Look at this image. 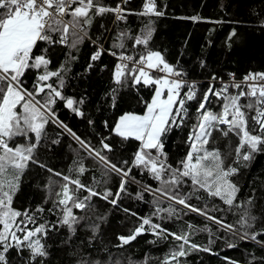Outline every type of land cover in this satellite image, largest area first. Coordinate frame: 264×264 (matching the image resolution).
I'll list each match as a JSON object with an SVG mask.
<instances>
[{
	"label": "snow or ice",
	"instance_id": "6c2138e0",
	"mask_svg": "<svg viewBox=\"0 0 264 264\" xmlns=\"http://www.w3.org/2000/svg\"><path fill=\"white\" fill-rule=\"evenodd\" d=\"M128 2L122 0L111 7L104 0H0V264H11L9 257L13 252L18 257V264H45L50 255L46 241L57 225L43 217L44 207L26 208L23 211L13 207L29 164L45 169L62 181L50 180L46 184L45 203L51 201L53 207L48 209L50 213L57 208L61 210L59 224L66 226L72 233L80 219L74 215L73 209L89 208L92 197L117 205L121 194L127 193L126 185L137 182L130 175L135 167L146 171L159 182L155 189L150 185L145 186V191L159 194L188 211L203 215L220 228L235 234L234 225L226 224L222 219L210 216L204 209L189 203L194 196L200 198L196 193L201 190L211 197L219 198L228 206V211L235 209L239 212L237 223L243 230L240 239L255 241L264 247V227L259 231H249L255 228L258 220L253 214V198L240 201V188L231 179L239 173V167L227 164L219 148L209 147L210 143H215L213 133L219 132L224 137L232 134L238 138L239 143L234 148L236 164L249 162L256 153L264 152V72H249L240 81H236L232 73L229 74L230 82H223L222 78L213 75L211 81L219 82L220 87L216 88V84L210 82L201 92L195 82L187 79L183 69L170 64L161 52L148 47L154 32L153 22L149 20L141 30V35L132 36L122 31L116 38L119 42L114 44V47L126 50L125 41L132 40L133 48L140 46L143 51L135 55L126 54V51L119 53V62L112 73L116 85L111 93L113 106L116 94L122 88L147 87L153 92L150 101H142L143 114L125 113L119 117L112 130L125 141L134 138L139 142L131 165L127 160L122 161L120 166L113 163L102 154L105 150L112 151L110 144L102 139L101 148L97 150L56 118L52 106L57 99L64 101L68 109L81 117L84 113L79 105L84 101L63 95L67 68L61 64L51 69L48 48H40L39 44H59L75 49L84 39H90L88 30L94 21L108 14H112L117 22L126 21L128 15H164L162 9L158 10L157 0H145L140 12H131L127 8ZM190 19L198 21L201 18ZM234 36L236 32L233 30L226 43ZM102 53L103 48L98 47L91 61L100 59ZM111 55L117 56V52L113 51ZM70 58L75 59V56ZM88 67L91 69L92 64ZM30 70L38 73L31 90L24 86L23 80ZM54 78L55 83H50ZM193 101L196 102V118L186 141L189 150L177 162V166H173L168 163V155L164 150L165 138L174 127L179 128L185 124L189 116V102ZM214 102L219 104V111L212 109ZM50 122L64 129L90 157L102 164L107 178L112 174L119 176L120 183L115 193L109 188L98 192L82 183L79 177L88 171L83 163L74 162L77 167L69 169V172L76 173V178H73L55 172L40 162L37 149L42 141L47 140L46 127ZM18 138H23L25 142L17 143ZM244 166L247 167V163ZM107 182L108 179H105L104 183ZM189 182L190 190L182 192L181 189L188 186ZM81 191L88 194L80 197L78 194ZM137 198L143 199V195L138 194ZM161 212L167 213V217L162 216L161 219L178 216L177 209L171 205L166 209L158 207L153 215ZM140 221L130 235L118 237L121 243L117 247L128 245L145 231H150L157 239L166 240L171 236L177 242L162 264H180V258L193 250L210 251L191 243L192 225H188L189 231L177 233L170 232L160 223H154L151 218L141 217ZM201 230L211 233L207 226ZM258 237L262 239L258 240ZM229 247L235 245L230 244ZM255 260L256 257H253L249 264ZM82 264L88 262L83 261ZM92 264H100V261H93ZM114 264L121 262L116 260ZM229 264L238 262L230 261ZM261 264H264V258H261Z\"/></svg>",
	"mask_w": 264,
	"mask_h": 264
},
{
	"label": "trees",
	"instance_id": "16d2710c",
	"mask_svg": "<svg viewBox=\"0 0 264 264\" xmlns=\"http://www.w3.org/2000/svg\"><path fill=\"white\" fill-rule=\"evenodd\" d=\"M121 2L122 0H104V3L111 7ZM144 3L145 0H129L127 8L131 12H140ZM157 7L158 10L164 11L163 16L128 15L124 22L115 21L112 14L97 18L88 30L90 39H84L75 49L59 44H39L40 48H48L51 69L54 70L61 64H65L67 68L63 95L84 101L79 105L84 113L81 117L68 109L64 101L57 99L56 104L52 106L56 118L97 150L101 148L102 139L110 144L112 151L105 150L102 154L118 166L125 160L131 165L139 142L134 138L125 141L112 130L119 117L125 113L143 114L142 101H150L153 95L152 90L147 87L122 88L116 94L113 106L111 93L116 85L113 83L112 73L119 62V53L126 51V54L135 55L143 51L140 46L134 49L132 40L125 41L126 50L114 47V44L119 42L116 38L122 31H127L132 36L141 35V30L151 20L154 32L148 47L161 52L170 64L183 69L187 73V79L195 82L201 92L210 82L215 83L216 88L220 87L219 82L211 81L213 75L222 78L223 82H230L229 74L232 73L235 74L236 81H240L249 72H264V0H157ZM191 17L201 19L194 21ZM233 30L236 36L226 43ZM98 47L103 48V53L100 59L91 61L90 58ZM113 51L117 52V56L111 55ZM70 56H75V59ZM90 63L91 69L88 67ZM37 75L34 70L26 72L23 78L24 86L31 90ZM49 82L55 83V78ZM189 104V116L185 124L179 128L174 127L165 138L164 150L168 155V163L173 166H177V162L183 159L189 150L186 141L195 123L196 102ZM212 109L219 111V104L214 102ZM46 131L47 140L42 141L37 149L40 162L55 172L73 178H76V173L69 172V169L77 167L74 162L83 163L88 171L79 177L82 183L98 192H103L105 188L111 189L113 193L117 191L119 176L112 174L107 178L103 165L90 157L78 141L64 129L50 122ZM213 136L215 143H210L209 147L219 148L226 158V163L240 169L231 179L240 188V201L253 198V214L258 220L255 228L249 231H259L264 227V152L256 153L249 162L241 161L236 164L234 148L239 143L238 138L232 134L224 137L219 132H214ZM24 142L23 138L17 140V143ZM245 163L247 167L244 166ZM130 175L137 182H129L126 185L127 193L121 194L117 205L114 206L99 197H92L89 208L73 209L74 215L80 219L79 223L74 225L76 230L72 233L66 226L59 224L61 210L57 208L50 213L48 209L53 205L51 201L45 203L46 184L50 180L62 181L45 169L29 164L22 177L20 190L14 198L13 207L23 211L26 208L43 206V217L57 225L46 241L50 255L45 264H82L83 261L92 264L97 260L100 264H114L116 260L121 264H129L130 261L131 264H162L177 244L171 236L166 240L157 239L150 231H145L130 244L117 247L121 243L118 237L130 235L140 224L141 217L151 218L154 223H160L170 232L189 231L188 225H192L191 243L210 251L193 250L180 258V264H229L230 261L249 264L253 257H256L253 264H261L264 247L255 241L240 239L243 230L237 223L239 212L235 209L228 211V206L219 198L211 197L201 190L196 193L200 198L194 196L189 203L204 209L210 216L222 219L226 224L234 225L235 234L220 228L203 215L188 211L182 205L174 204L159 194L153 195L152 192L145 191V186L150 185L153 189L159 186V182L146 171L133 167ZM105 179H108L106 184ZM189 190L190 182L181 189L182 192ZM87 194L81 191L78 195L83 197ZM138 194H142L143 199H138ZM170 205L177 209L178 216L161 219L162 216L167 217L166 212L153 215L158 207L166 209ZM206 226L211 229V233L201 230ZM145 227L147 229V226ZM230 244L235 247H229ZM9 258L11 264H18V257L14 252Z\"/></svg>",
	"mask_w": 264,
	"mask_h": 264
},
{
	"label": "water",
	"instance_id": "95a60500",
	"mask_svg": "<svg viewBox=\"0 0 264 264\" xmlns=\"http://www.w3.org/2000/svg\"><path fill=\"white\" fill-rule=\"evenodd\" d=\"M136 240V239H135ZM133 242V241H132Z\"/></svg>",
	"mask_w": 264,
	"mask_h": 264
},
{
	"label": "built area",
	"instance_id": "2783aa9c",
	"mask_svg": "<svg viewBox=\"0 0 264 264\" xmlns=\"http://www.w3.org/2000/svg\"><path fill=\"white\" fill-rule=\"evenodd\" d=\"M119 61V60H118Z\"/></svg>",
	"mask_w": 264,
	"mask_h": 264
}]
</instances>
